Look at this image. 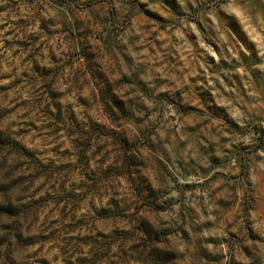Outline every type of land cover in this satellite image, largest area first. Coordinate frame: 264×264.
<instances>
[{
	"label": "clouds",
	"instance_id": "clouds-1",
	"mask_svg": "<svg viewBox=\"0 0 264 264\" xmlns=\"http://www.w3.org/2000/svg\"><path fill=\"white\" fill-rule=\"evenodd\" d=\"M92 8L0 0V264H264V0Z\"/></svg>",
	"mask_w": 264,
	"mask_h": 264
},
{
	"label": "rangeland",
	"instance_id": "rangeland-1",
	"mask_svg": "<svg viewBox=\"0 0 264 264\" xmlns=\"http://www.w3.org/2000/svg\"><path fill=\"white\" fill-rule=\"evenodd\" d=\"M78 3L85 5L90 12H93L92 0H78ZM97 6H99V5H97ZM108 21H112L113 23H119V18L114 13L106 14L103 20H101L97 16L93 15V22L90 23L89 27H90V29L95 28L96 24L104 26L107 24ZM105 30L109 31V40L108 41H102V43H105L106 46H110L112 43V36L114 35V32L110 31L107 28H105ZM261 135L264 136V132H262ZM37 174H39V170L37 171ZM83 264H86V262H83Z\"/></svg>",
	"mask_w": 264,
	"mask_h": 264
}]
</instances>
